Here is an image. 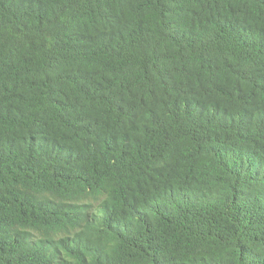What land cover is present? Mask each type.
Returning <instances> with one entry per match:
<instances>
[{"label": "trees", "instance_id": "1", "mask_svg": "<svg viewBox=\"0 0 264 264\" xmlns=\"http://www.w3.org/2000/svg\"><path fill=\"white\" fill-rule=\"evenodd\" d=\"M0 264H264V0H0Z\"/></svg>", "mask_w": 264, "mask_h": 264}]
</instances>
